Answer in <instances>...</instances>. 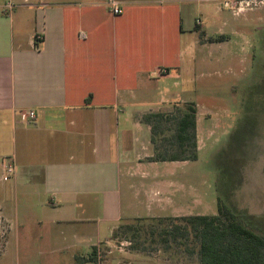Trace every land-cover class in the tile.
<instances>
[{
	"label": "crops",
	"instance_id": "obj_1",
	"mask_svg": "<svg viewBox=\"0 0 264 264\" xmlns=\"http://www.w3.org/2000/svg\"><path fill=\"white\" fill-rule=\"evenodd\" d=\"M118 1L113 16L105 0H0V159L36 228L16 264H118L101 254L121 223L203 215L184 212L186 162L147 160L141 117L183 103V56L203 64L213 42L185 52L177 0Z\"/></svg>",
	"mask_w": 264,
	"mask_h": 264
},
{
	"label": "rangeland",
	"instance_id": "obj_2",
	"mask_svg": "<svg viewBox=\"0 0 264 264\" xmlns=\"http://www.w3.org/2000/svg\"><path fill=\"white\" fill-rule=\"evenodd\" d=\"M247 1L256 3L235 15L219 2L177 0L185 52L193 42L215 41L208 52L197 50V56L200 52L206 60L203 64L188 63L185 54V74L176 80L180 83L176 90L183 93V103L177 106L197 107L201 142L197 160L181 163L178 176L186 186V214L214 215L220 198L264 232V0ZM197 20L200 26L195 25ZM173 82L168 80L167 86ZM172 106L165 111H174ZM28 207L33 209L12 189L11 178L6 182L0 178V264H16L18 251L28 248L27 236L36 233L33 226L28 230L23 226L32 224ZM150 219L117 226L102 260L115 256L118 264H196L182 249L164 250L148 234L151 227L159 229L156 218ZM127 225L134 230H127Z\"/></svg>",
	"mask_w": 264,
	"mask_h": 264
},
{
	"label": "trees",
	"instance_id": "obj_3",
	"mask_svg": "<svg viewBox=\"0 0 264 264\" xmlns=\"http://www.w3.org/2000/svg\"><path fill=\"white\" fill-rule=\"evenodd\" d=\"M209 41L215 42L212 38ZM177 105H173L174 111L161 110L141 117V122L150 128V162H194L198 158L196 106ZM153 220L159 229L151 227L148 234L155 236L164 250L182 249L196 264H264V232L220 198L216 199L214 215ZM126 229L134 227L127 225Z\"/></svg>",
	"mask_w": 264,
	"mask_h": 264
},
{
	"label": "built area",
	"instance_id": "obj_4",
	"mask_svg": "<svg viewBox=\"0 0 264 264\" xmlns=\"http://www.w3.org/2000/svg\"><path fill=\"white\" fill-rule=\"evenodd\" d=\"M199 1L201 2L214 1V2L222 3L224 8L231 9L233 14L235 15L241 12H244L245 8H248L251 2L256 3L255 1H247V0H240V1H237V0H199ZM105 3L108 8V11L113 16H119L122 14L123 9L121 7V3L118 0H105ZM259 3H263V2L259 1L258 4ZM8 8L11 9L12 5H8ZM195 25L200 26L201 25L200 20H197L195 22ZM20 119L24 123L29 124L35 120V113L33 111L21 112ZM0 169H1L0 178L2 181L6 182L10 178H12L15 172V165H14L13 159H11L10 157L1 158Z\"/></svg>",
	"mask_w": 264,
	"mask_h": 264
}]
</instances>
